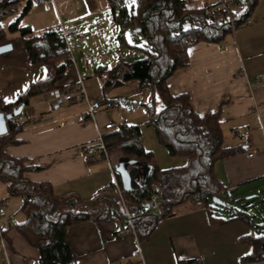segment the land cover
I'll return each mask as SVG.
<instances>
[{
    "label": "crops",
    "instance_id": "obj_1",
    "mask_svg": "<svg viewBox=\"0 0 264 264\" xmlns=\"http://www.w3.org/2000/svg\"><path fill=\"white\" fill-rule=\"evenodd\" d=\"M187 1L191 8H197L221 0ZM105 8H110L108 0H49L45 5L35 0L19 26H30L33 34L36 30L45 33L60 21L68 25L65 21L73 14L81 24L89 25L100 20L97 15L104 14ZM34 11L39 16L23 23ZM251 18L253 23L228 34L221 44L199 43L190 47V64L167 80L173 94H190L196 112L204 114L221 108L224 145L238 151L217 161L214 171L225 190L236 186L232 194L243 190L251 193L248 197L256 196L264 186V0H258ZM7 42H12L13 49L0 53V100L4 104L15 102L31 83L49 75L44 62L31 61L18 33ZM103 79L94 72L85 81L78 70L71 69L58 86L76 87L81 82L90 96L109 100L111 96L106 91H101L102 95L94 92L97 83L102 86ZM61 91L45 92L31 99L19 117L20 122L27 121L16 135L20 142L8 143L4 149L26 159L30 167L24 174L27 180L48 181L57 195L75 193L94 200L103 196L115 175L99 150L87 155L80 146L95 142L107 131L105 126L112 122L113 113L106 109L120 100L109 101L96 110L94 119L86 121L89 107L85 102L53 101ZM111 157L115 165L124 158L118 154ZM98 188H103L99 196ZM242 198L245 195L233 206L243 208L246 204ZM9 199L14 204L10 208L7 198L2 199L9 216L16 224L24 222L26 216L20 210L23 198ZM184 203L178 204L180 210L173 215L161 219L144 240L124 235L120 218L93 217L71 225L68 239L78 264H234L247 260L253 248L243 240L252 232L246 222L213 220L201 203L191 201L183 207ZM231 213L232 210H220L218 216L228 218ZM260 218L264 233V217ZM7 229L5 242L0 241V264H40L39 250L16 227Z\"/></svg>",
    "mask_w": 264,
    "mask_h": 264
},
{
    "label": "trees",
    "instance_id": "obj_2",
    "mask_svg": "<svg viewBox=\"0 0 264 264\" xmlns=\"http://www.w3.org/2000/svg\"><path fill=\"white\" fill-rule=\"evenodd\" d=\"M128 0H108L115 19L120 25L118 42L122 47H136L129 43L126 32L134 30L144 38L146 52L144 58L130 61L118 60L111 66H99L95 73L101 78L102 88L108 89L138 81L140 87H150L158 93L162 108H155V100L148 105L149 119L157 140L172 156L187 158L183 166L161 169L155 162L154 153L146 149L142 141L139 124L119 123L102 133L109 154L119 152L123 157L136 159L138 165L128 167L130 187L125 185L122 175L116 171L119 184L125 189L124 201L131 213L138 238L148 239L159 221L174 214L179 203L192 201L201 203L213 220L225 222L241 219L252 229L243 240L252 245L248 261L264 260V233L262 224L255 222L254 212L249 205L243 208L226 203L225 206L214 203V198L224 199L225 190L215 174L217 161L234 155L238 149L224 145L221 108L200 114L195 111L189 93L173 94L167 80L177 70L190 64V47L199 43H218L225 41L234 28L252 16L258 0L239 3L233 0H221L217 4H205L191 8L187 0H135L132 8ZM225 2L227 7L221 6ZM22 0H0V44L6 43L12 34L18 33L23 40L32 62H44L49 75L45 79L31 83L15 102L4 104L0 100V111L9 113L21 105L27 106L31 99L39 94L61 89L58 86L73 66L65 44L60 38L45 32L36 36L30 26L20 27V19L32 8L28 0L21 16L8 28L3 25L6 16L19 10ZM207 8H213L210 14ZM231 20L234 21L232 24ZM75 88V86H71ZM115 98L108 100L114 102ZM19 116L9 119L8 132L0 135V180L7 184L8 197H21L20 210L26 219L14 224L27 242L40 253V264H78L68 239L71 225L96 218L124 220V209L114 184H110L102 197L83 199L75 193L57 195L48 181L34 182L25 178L30 168L25 158L8 154L4 147L8 143L17 144L16 138L25 123ZM152 164L151 174L144 180L141 166ZM159 183L162 186L161 206L158 211L143 208L148 198L150 186ZM230 193L228 197H232ZM227 197V198H228ZM220 210H232L228 218L218 216ZM260 217V216H259ZM9 229H5V235ZM193 264V262H188Z\"/></svg>",
    "mask_w": 264,
    "mask_h": 264
},
{
    "label": "rangeland",
    "instance_id": "obj_3",
    "mask_svg": "<svg viewBox=\"0 0 264 264\" xmlns=\"http://www.w3.org/2000/svg\"><path fill=\"white\" fill-rule=\"evenodd\" d=\"M32 1L35 5V0ZM205 1L211 2V0ZM26 3L27 0H22L19 10L4 18L3 25L5 27H7V25L9 26L21 16ZM127 5L129 6V9L132 8L133 3L131 0L127 1ZM104 11V14L101 16L97 15L100 20L89 25L81 24L77 16L74 14L70 20L65 21L66 24L74 25L77 29L88 33L83 38L76 37L75 35L70 36V43L73 52L71 60L73 61V66L68 70H78L85 81L91 78V75L99 66H111L121 59L130 61L137 58H144L146 56V52L143 50V48L146 47L144 38L140 33L135 32L134 29H129L126 32V36L129 43L136 47H122L119 44L118 35L121 29L120 25L117 21L109 19V13L112 12L110 8H105ZM37 12L34 11V13L23 21V23L36 19L37 16H39V13L37 14ZM83 18L86 19L87 16H84ZM43 32L44 31L39 32L36 30L34 35L39 36L40 39V36L44 34ZM94 90L95 94H97L96 92H100L99 95L103 92V88L99 83H97V87ZM107 93L111 97L119 99L124 108L122 112L113 108L106 109L107 112L111 114L113 113L112 121H115L118 124H139L141 127L143 144L147 150L154 153L155 162L159 168L169 169L184 165L187 162L186 157L170 155L168 150L158 142L153 126L147 123L149 119L148 105L152 104L155 100V108L157 110L162 108V101L158 93H154L150 87H140L138 81H131L123 86L108 89ZM82 145L83 144H81V146ZM114 154H118L120 157L122 156L119 152ZM250 194L241 190L233 194L232 197L224 198L223 201L231 205L234 203L237 204L236 200L245 195L246 198H242V202L249 205V210L251 212L257 214V216L254 217L255 221L261 222L260 217H264V186L261 188V192H256V196L248 197ZM6 198L9 202H7L9 208L13 207V201H11L12 199L10 200L7 195V184L0 180V200L2 201V199ZM190 203L191 201H185L183 207L189 206ZM179 206L180 205H176L174 211L180 210ZM1 250L0 246V258L2 256ZM2 263L3 262H1V264Z\"/></svg>",
    "mask_w": 264,
    "mask_h": 264
},
{
    "label": "built area",
    "instance_id": "obj_4",
    "mask_svg": "<svg viewBox=\"0 0 264 264\" xmlns=\"http://www.w3.org/2000/svg\"><path fill=\"white\" fill-rule=\"evenodd\" d=\"M49 0H39L40 4H47ZM237 3H239L240 0H233ZM223 7H227V4L223 2L221 4ZM213 8H207L206 13L210 14L212 12ZM109 19L114 20L115 15L113 13L109 14ZM255 20L254 18L249 17L245 22L241 24V27L247 26L251 23H253ZM232 24L234 23L233 20H231ZM237 29L234 28V31ZM49 31L51 33H54L57 35L60 40L65 44V47L67 48L70 57L73 56L72 52V46L70 43V36L75 35L76 37L83 38L88 33L82 30L77 29L75 26H69L65 25L62 21H60L58 24L53 25L50 27ZM53 101L57 104H61L65 101H78V102H85L89 107V112L87 116L85 117V120H92L95 117L96 110L100 109L102 106L107 105L109 102L106 99H96L89 95L88 91L84 87V85L80 82L79 86H76L75 88H72L71 86L68 87V91L66 92H59L56 96H54ZM112 108L123 110L120 102H115L112 105ZM118 123L115 121L109 122L106 124V128H114L117 127ZM235 133H239L237 130H235ZM81 149L83 152H85L87 155H94L98 150L100 151L101 155L106 158V160L109 163L110 168L113 170L115 179H114V188L117 191L118 196L121 199L122 206L124 209V220L122 221V233L124 235H132L136 239L138 238L137 231L134 226V221L132 218L131 213L128 211L126 203L124 201V193L125 189L119 184L118 178L116 175V168L115 164L112 160L111 155L108 152V149L105 146L104 140L102 138V135L95 141V142H88L84 143L81 146ZM236 190V186H230L226 190L222 191L221 195L223 198H227L230 193ZM103 191V188H98V196ZM161 197H162V186L159 183H153L150 186V193L148 198L143 202V208L152 210V211H158L161 206ZM14 220L9 216L8 210L4 203L0 200V241L2 243L5 242V229L14 226ZM189 264V263H186ZM234 264H264V260L262 261H248V260H241L239 262H236Z\"/></svg>",
    "mask_w": 264,
    "mask_h": 264
},
{
    "label": "water",
    "instance_id": "obj_5",
    "mask_svg": "<svg viewBox=\"0 0 264 264\" xmlns=\"http://www.w3.org/2000/svg\"><path fill=\"white\" fill-rule=\"evenodd\" d=\"M242 1L247 2L248 0H242ZM134 30L139 31L138 28H135ZM12 49H13L12 42H6L3 44H0V53L7 52V51H10ZM24 107H25L24 105H21L9 113H5V112L0 111V135H4L8 132V124H7L8 120L14 118L15 116H19L22 113ZM138 164H139L138 160L128 158V157H124V158H121L115 166L116 171L122 175V178L125 181V185L128 188L130 187V181H131L129 171H128V167L130 165H138ZM152 169H153L152 164H144L141 166V174H142L144 180H146L147 177L151 174ZM214 202L216 204H220L222 206L226 205V202L221 200L218 197L214 198Z\"/></svg>",
    "mask_w": 264,
    "mask_h": 264
},
{
    "label": "snow or ice",
    "instance_id": "obj_6",
    "mask_svg": "<svg viewBox=\"0 0 264 264\" xmlns=\"http://www.w3.org/2000/svg\"><path fill=\"white\" fill-rule=\"evenodd\" d=\"M132 3H135V0H131ZM11 23V21H10ZM0 27H2V24H0ZM8 98H5V100L7 101Z\"/></svg>",
    "mask_w": 264,
    "mask_h": 264
}]
</instances>
